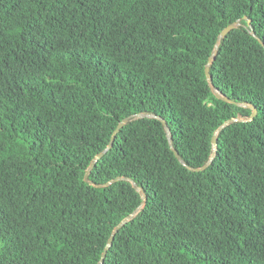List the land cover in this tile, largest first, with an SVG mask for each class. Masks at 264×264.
<instances>
[{
    "label": "trees",
    "instance_id": "obj_1",
    "mask_svg": "<svg viewBox=\"0 0 264 264\" xmlns=\"http://www.w3.org/2000/svg\"><path fill=\"white\" fill-rule=\"evenodd\" d=\"M263 44L264 0H0V264H101L138 209L104 264H264Z\"/></svg>",
    "mask_w": 264,
    "mask_h": 264
},
{
    "label": "water",
    "instance_id": "obj_2",
    "mask_svg": "<svg viewBox=\"0 0 264 264\" xmlns=\"http://www.w3.org/2000/svg\"><path fill=\"white\" fill-rule=\"evenodd\" d=\"M249 24H251L250 21H249ZM238 26H239V22H236V23H233V24L229 25L228 27H226V28L222 31V33L220 34V36H219V38H218V41H217V45H216L215 51L213 52V55H212L211 58L209 59V62H208L207 66H206V69H205L206 76H207V78H208V80H209V82H210L211 85H212V83H213V79H212V75H211V72H210V67H211V65L213 64L214 58L216 57V55H217V53H218V46H219V43H220V41H221L222 39H224V38L227 37V35H228L229 32H231L232 30L236 29ZM253 34H254V33H253ZM254 35H255V34H254ZM263 45H264V44H263ZM215 95H216L219 99H223V100H225V101H227V102L235 103V102L232 101L231 99L222 96L221 92H220L218 89L215 90ZM238 105H239V106H244V107L246 106L245 104H238ZM252 109H253V114H252V116H251V120H253L254 117L257 115V109H256V108H252ZM134 118H137V119H141V118H157V119H160V120L163 122V124H164V126H165V128H166V130H167L168 139H169V141H170V143H171V141H172V139H171V131H170V128H169L168 124L165 122L164 119L159 118V117H157L156 115H153V114H137L136 116H134ZM132 119H133V118H126V119H124V120L118 125V127H117L116 130L114 131V134H113L112 139H111V143L109 144L108 148H107L105 151H103L102 153L98 154L97 157L91 162V164H90V166H89V168H88V170H87V172H86V175H85V181L89 182V175H90L92 169H93V168L95 167V165L97 164L98 160L101 159V158L105 155V153L111 148V146H112V144H113V142H114L116 136H117L118 133L120 132V130H121V129H122V128H123V127H124L129 121H130V120H132ZM236 120H239V119H236ZM236 120H235V119H231V120L227 121L223 126H221V127L218 129V131L216 132V134L214 135V137H213V139H212V144H213V149H214V151L217 150V145H218L217 135H218V133L221 132V131H222L227 125L231 124L232 122H234V121H236ZM172 149H173V148H172ZM174 153H175L176 157H177V158L183 163V160H182L180 154H179L177 151H175V150H174ZM207 165H208V164H207ZM207 165L204 166V167H202V168L195 169V171H198V172L203 171V170L206 169ZM119 180H120V179H116V180L110 181V182H108V183H106V184H102V185H99V184H93V183H92V184H93L94 186L98 187V188H103V187L110 186V185H112L113 183H115V182H117V181H119ZM89 183H91V182H89ZM133 185H134L135 189L141 194V196L144 197V193H143V191H142V190H141V189H140L135 183H133ZM144 205H145V201L143 202L142 207H143ZM139 211H140V209H138L134 214L130 215V216L127 217L125 220H123V221H122V222H121V223H120V224L114 229V231H113V233H112V235H111V237H110V239H109V241H108V246H107V248L105 249V251H104V253H103V255H102V259H101V262H100L101 264H104V261H105L106 256H107V251H108V249L111 247V245L113 244V241H114V239H115L116 234L119 232V230H120L124 225H126L130 220H132V219L137 215V213H138Z\"/></svg>",
    "mask_w": 264,
    "mask_h": 264
},
{
    "label": "rangeland",
    "instance_id": "obj_3",
    "mask_svg": "<svg viewBox=\"0 0 264 264\" xmlns=\"http://www.w3.org/2000/svg\"><path fill=\"white\" fill-rule=\"evenodd\" d=\"M246 106H247V105H246ZM246 106H245V107H246ZM243 107H244V106H243ZM248 107H250V106H248ZM251 108H252V107H251ZM252 114H253V113H252ZM251 116H252V115H251ZM254 118H255V117H254ZM237 119H239V120H236V119H235V120H236V121H240V120H242V119H240V118H237ZM249 120H251V117H250ZM234 122H235V121H234ZM232 123H233V122H232ZM213 137H214V136H213ZM212 139H213V138H212ZM217 141H218V140H217ZM212 145H213V144H212ZM217 146H218V145H217ZM213 151H214V149H213ZM216 151H217V150H216ZM216 151H214V153H213V155H212V157H211V160L214 158ZM211 160H210V161H211ZM210 161L207 163L208 165H209ZM207 164H206V165H207ZM206 165H205V166H206ZM208 165H207V167H208ZM207 167H206V168H207Z\"/></svg>",
    "mask_w": 264,
    "mask_h": 264
}]
</instances>
